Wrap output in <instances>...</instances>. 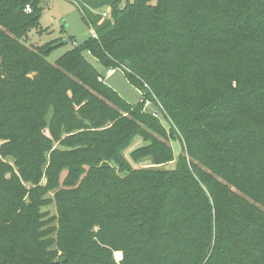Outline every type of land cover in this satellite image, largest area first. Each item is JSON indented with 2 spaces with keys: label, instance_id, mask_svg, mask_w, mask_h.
Here are the masks:
<instances>
[{
  "label": "trees",
  "instance_id": "trees-1",
  "mask_svg": "<svg viewBox=\"0 0 264 264\" xmlns=\"http://www.w3.org/2000/svg\"><path fill=\"white\" fill-rule=\"evenodd\" d=\"M40 1L0 0V264H264V0H84L55 64Z\"/></svg>",
  "mask_w": 264,
  "mask_h": 264
},
{
  "label": "rangeland",
  "instance_id": "rangeland-1",
  "mask_svg": "<svg viewBox=\"0 0 264 264\" xmlns=\"http://www.w3.org/2000/svg\"><path fill=\"white\" fill-rule=\"evenodd\" d=\"M40 3L43 8L40 26L30 33L26 44L27 46L33 48L38 47L40 48V51L47 49V43L56 45V47L47 56V60L51 64H55L62 55L71 50L74 46L82 44L85 40L91 37L93 35V30L89 27L85 20L83 13L85 10L84 0H41ZM104 10L108 11V16L110 13L108 8L102 9L99 12H104L103 16L105 17L106 14ZM85 56L90 62L95 64V60L87 52H85ZM98 70L101 72L104 82L116 92H118V94L127 102L135 104L141 100V92L127 80L122 69H115V73L109 76L107 75L108 70L104 69L102 66H98ZM146 110L157 115L165 127L167 129L169 128L159 106L152 102H147ZM166 142L172 146L175 159L177 160L182 153L181 141L178 139H167ZM147 144H149V142L138 137L135 138L134 142L126 150L125 156L131 162L134 168L139 169L152 167L151 161L149 159H146L140 163H134L130 156L135 149ZM174 167L175 161L172 164L164 166L163 168L172 169ZM49 197L54 198V193L49 194ZM42 211L44 213L49 212L50 215L54 217L58 216L56 203L54 201H52V203L48 206H44ZM116 252H114V254Z\"/></svg>",
  "mask_w": 264,
  "mask_h": 264
},
{
  "label": "built area",
  "instance_id": "built-area-1",
  "mask_svg": "<svg viewBox=\"0 0 264 264\" xmlns=\"http://www.w3.org/2000/svg\"><path fill=\"white\" fill-rule=\"evenodd\" d=\"M27 12H31V9H30V7L28 6L27 7ZM115 73V70L114 69H109L108 71H107V75L109 76V75H112V74H114ZM100 81H103L104 80V78L103 77H100V79H99ZM114 258H115V261L117 262V263H120L122 260H123V254L121 253V252H116L115 254H114Z\"/></svg>",
  "mask_w": 264,
  "mask_h": 264
}]
</instances>
